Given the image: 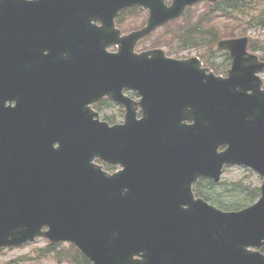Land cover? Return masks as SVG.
<instances>
[{
  "label": "water",
  "instance_id": "obj_1",
  "mask_svg": "<svg viewBox=\"0 0 264 264\" xmlns=\"http://www.w3.org/2000/svg\"><path fill=\"white\" fill-rule=\"evenodd\" d=\"M198 1L0 0V71L23 74L0 89V247L43 236L93 264H264L250 250L264 245V62L245 36L217 42L226 77L196 56L134 51ZM132 5L149 8L147 23L119 36L113 17ZM104 95L125 106L123 124L94 119L89 104ZM97 158L123 169L108 174ZM224 164L263 176L256 202L224 211L195 198L193 182L218 181Z\"/></svg>",
  "mask_w": 264,
  "mask_h": 264
},
{
  "label": "rangeland",
  "instance_id": "obj_2",
  "mask_svg": "<svg viewBox=\"0 0 264 264\" xmlns=\"http://www.w3.org/2000/svg\"><path fill=\"white\" fill-rule=\"evenodd\" d=\"M206 9L205 4L199 3L193 10L195 13L190 19H195V17L202 13ZM141 17H129L127 19V26L131 24H137L140 26ZM187 17L180 18L175 21L176 24H181L186 22ZM247 19H243L242 21H234L230 18H224L219 16L215 18V22L220 26L219 22L225 24L235 25L238 28V31H242L241 34L236 35H246L249 38V41L257 47L256 52L264 55V27L262 26H253L249 27L246 24V28L243 27V23ZM181 27V26H180ZM165 29V28H163ZM223 29V27H221ZM127 32V29L123 30ZM163 31L160 29L156 30L152 38L149 40L143 41L137 49L142 47H150L152 41L157 39H163ZM163 37V38H162ZM172 49L177 50L178 55L180 56H190L196 54L197 49L188 48V49H179L178 47L173 46ZM174 54V53H172ZM217 58L212 57V60L217 63H222L226 60L224 54L220 53L217 55ZM227 64V63H226ZM225 64V65H226ZM264 78V75H263ZM103 112L113 113L115 115V119H121V115L119 114L116 107H110L105 109ZM221 182L216 184L214 187H204L206 193L209 194L210 201L218 203L221 206H225L227 208H236L238 205H248L251 204L248 201L252 200L253 192L252 190L258 188L261 184L262 178L256 172L249 168L239 167V166H228L224 170L221 175ZM259 190V188H258ZM258 194V193H257ZM257 196V195H256ZM256 198V197H255ZM254 198V199H255ZM215 200V201H213ZM241 206V207H242ZM240 208V207H239ZM48 242L44 238L35 239L32 242H28L19 246L3 248L0 249V264H72L67 259L58 260L54 255L47 254L43 250V248L47 247ZM58 247V246H57ZM55 247L54 252H62L63 247H67V243H63L59 248ZM57 259V260H56Z\"/></svg>",
  "mask_w": 264,
  "mask_h": 264
},
{
  "label": "trees",
  "instance_id": "obj_3",
  "mask_svg": "<svg viewBox=\"0 0 264 264\" xmlns=\"http://www.w3.org/2000/svg\"><path fill=\"white\" fill-rule=\"evenodd\" d=\"M206 5L208 6L206 10L198 14L194 20H189V18L193 16V13H195L192 8H189L187 11V13H189L185 16L187 17V24L184 22L182 23L183 25L176 24L173 27L169 25V27L166 26L167 35L164 42L170 45L174 41H179L180 47L182 48L191 46H206V50L211 51L212 45H214L219 38L235 36L237 33H242V31H238L239 27L232 25V23L228 24V22H226L225 24H220L219 26L213 21L214 18H218L219 16L226 18V20L227 18H230L234 21L247 19L245 22H242L243 27L245 28L246 25L264 26V0H220L214 5L209 3ZM131 11L134 12V10ZM174 23L172 25H174ZM221 27H223V29H221ZM251 46L256 48L253 45ZM204 51L205 50H203V53ZM211 63L213 64V69L217 73L222 72V63ZM210 184V182L206 183L203 180L199 181L195 188L196 193L204 197L206 196V198L209 197V194L206 193L204 187L210 186ZM252 192V200L248 201V203L254 200L258 193V188L253 189ZM241 206L242 205H238L236 208ZM55 247L56 246L52 244H48L47 247L41 250L45 253H54V256L58 260L65 257L73 264H90L73 245H69L66 248L63 247L62 252H54Z\"/></svg>",
  "mask_w": 264,
  "mask_h": 264
},
{
  "label": "flooded vegetation",
  "instance_id": "obj_4",
  "mask_svg": "<svg viewBox=\"0 0 264 264\" xmlns=\"http://www.w3.org/2000/svg\"><path fill=\"white\" fill-rule=\"evenodd\" d=\"M101 102H103V101H101Z\"/></svg>",
  "mask_w": 264,
  "mask_h": 264
}]
</instances>
